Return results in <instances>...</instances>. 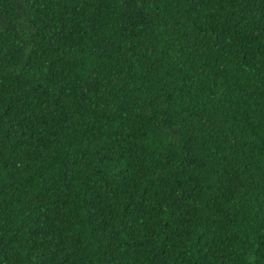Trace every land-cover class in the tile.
<instances>
[{"label":"trees","instance_id":"obj_1","mask_svg":"<svg viewBox=\"0 0 264 264\" xmlns=\"http://www.w3.org/2000/svg\"><path fill=\"white\" fill-rule=\"evenodd\" d=\"M0 264H264V0H0Z\"/></svg>","mask_w":264,"mask_h":264}]
</instances>
